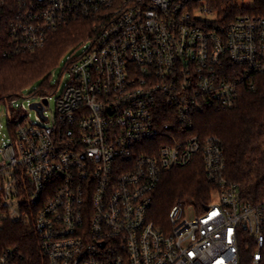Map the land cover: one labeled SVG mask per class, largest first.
<instances>
[{"label":"built area","instance_id":"obj_1","mask_svg":"<svg viewBox=\"0 0 264 264\" xmlns=\"http://www.w3.org/2000/svg\"><path fill=\"white\" fill-rule=\"evenodd\" d=\"M238 1L0 0L6 58L71 22L97 30L64 57L55 114L48 95L34 123L18 121L16 101L4 106L0 232L33 225L49 264H241L243 251L264 264V200L243 201L220 138L194 133L197 116L236 109L264 75V19L230 13ZM196 157L210 203H177L158 226L149 214L161 176ZM22 258L0 249V264Z\"/></svg>","mask_w":264,"mask_h":264},{"label":"trees","instance_id":"obj_2","mask_svg":"<svg viewBox=\"0 0 264 264\" xmlns=\"http://www.w3.org/2000/svg\"><path fill=\"white\" fill-rule=\"evenodd\" d=\"M230 13L264 19V0H253L251 7L235 8ZM94 24L95 20L71 22L49 33L43 47L6 58L8 23L1 21L0 105L13 103L35 83H40L35 94L47 95L51 71L64 55L77 51L88 38L96 37ZM256 86L254 91H243L236 109H207L197 116L194 132L220 138L225 151L226 177L241 186L242 200L252 204L264 200V75L257 78ZM214 189L206 178L201 158L196 157L189 167L173 169L161 176L153 195L150 219L160 227H168L169 213L178 202L189 203L201 212L210 203ZM5 247L19 248L23 255L21 264H49L33 225L5 224L0 232V249ZM249 263L250 251H243L241 264Z\"/></svg>","mask_w":264,"mask_h":264},{"label":"rangeland","instance_id":"obj_3","mask_svg":"<svg viewBox=\"0 0 264 264\" xmlns=\"http://www.w3.org/2000/svg\"><path fill=\"white\" fill-rule=\"evenodd\" d=\"M238 1V0H237ZM241 7H251L253 5V0H241ZM239 1L236 2V5L240 3ZM239 9V8H238ZM86 41V40H85ZM47 42V41H46ZM46 44V43H45ZM64 55L59 62V64L51 71V77H50V87L48 90V98H49V107L47 108L48 114L51 116L52 114H55L56 112V101L61 96V93L65 87V85L69 82L70 78L67 73L64 72V66H65V57ZM40 83H35L33 86H30L26 89H24L21 92V98L16 100V104L21 108V112L19 117L17 118L18 121L26 120L29 122H36V111L31 108V105L34 103H38L40 97L38 94H35L34 89L39 85ZM238 107V106H237ZM4 105H0V123L6 124V119L1 117V114L4 110ZM182 203L183 206L190 205L186 202H178ZM196 210V208H194Z\"/></svg>","mask_w":264,"mask_h":264},{"label":"water","instance_id":"obj_4","mask_svg":"<svg viewBox=\"0 0 264 264\" xmlns=\"http://www.w3.org/2000/svg\"><path fill=\"white\" fill-rule=\"evenodd\" d=\"M45 104H47V102H45ZM31 108H33L41 117L43 116V108L38 107L37 104H33Z\"/></svg>","mask_w":264,"mask_h":264}]
</instances>
